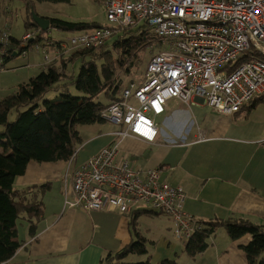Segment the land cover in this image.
Masks as SVG:
<instances>
[{"label": "crops", "instance_id": "0c3cea01", "mask_svg": "<svg viewBox=\"0 0 264 264\" xmlns=\"http://www.w3.org/2000/svg\"><path fill=\"white\" fill-rule=\"evenodd\" d=\"M3 29L20 39L8 24ZM11 59L8 58V71L4 72L12 76L11 89L47 68L42 55L32 50L27 58L14 61H23L21 65L9 64ZM22 70L29 73L21 77ZM2 75L0 87L1 82L10 80ZM253 101L228 115L210 107L202 98H195L190 104L170 100L165 113L156 117V143L124 138L119 144V159L139 171L160 169L164 181L181 186L187 194L183 208L199 225L246 220L264 230V96ZM120 128L109 121L82 126V141L73 159L29 162L15 186L26 189L50 184L39 195L45 207L44 217L35 236L29 235L28 222L20 220L23 243L6 264H102L107 255L120 251L137 234L148 240L149 252L130 255L127 259L131 261L124 262L150 257L152 264H248L243 246L249 242V235L233 240L225 228L219 227L210 237L208 248L190 257L185 252L187 241L176 238L174 224L158 210L142 207L139 211L152 212L139 215L133 229L132 214L89 212L67 206L66 201L72 199L71 173L101 149L117 143L113 133Z\"/></svg>", "mask_w": 264, "mask_h": 264}, {"label": "built area", "instance_id": "2783aa9c", "mask_svg": "<svg viewBox=\"0 0 264 264\" xmlns=\"http://www.w3.org/2000/svg\"><path fill=\"white\" fill-rule=\"evenodd\" d=\"M108 24L73 32L66 41L26 31L12 53L7 29L0 32V73L7 59H25L30 50L44 65L76 50L99 51L116 29L144 24L158 37L144 79L131 82L120 99L102 112L121 128L118 142L101 149L71 173L69 208L132 214L142 207L158 210L174 224V234L188 241L201 230L184 210L181 186L162 179L160 169L139 171L119 159L120 141L135 137L156 143V117L168 102L190 104L202 98L223 114L239 112L264 96V0H100ZM30 46V48H29ZM7 58V59H6Z\"/></svg>", "mask_w": 264, "mask_h": 264}, {"label": "trees", "instance_id": "16d2710c", "mask_svg": "<svg viewBox=\"0 0 264 264\" xmlns=\"http://www.w3.org/2000/svg\"><path fill=\"white\" fill-rule=\"evenodd\" d=\"M22 1L27 11L26 31L44 35L51 29L77 32L106 26L94 21L50 18L51 26L44 31L33 19L36 2L69 0ZM113 36L114 41H107L99 51L81 49L58 58L0 100V264L10 261L22 246L20 220L28 222L30 236L36 235L45 212L39 195L50 188L46 183L19 189L15 186L17 177L24 175L32 160L46 163L73 159L82 141L80 127L106 122L102 112L120 99L123 89L120 73L131 74L142 61V54L159 41L146 25L119 28ZM20 43V39L12 36L10 53ZM150 212H133L130 223L133 229L136 218ZM201 225L203 229L186 243L185 252L190 257L204 252L216 229L223 227L233 240L249 235V242L243 246L248 264H264L262 226L246 220H217ZM148 247V240L137 234V238L120 251L107 255L102 264H152L150 257L144 261L124 262L130 255H147ZM161 264L175 263L164 261Z\"/></svg>", "mask_w": 264, "mask_h": 264}, {"label": "rangeland", "instance_id": "374dc122", "mask_svg": "<svg viewBox=\"0 0 264 264\" xmlns=\"http://www.w3.org/2000/svg\"><path fill=\"white\" fill-rule=\"evenodd\" d=\"M35 13L37 15L46 18H61L68 21L79 22V21H94L101 24H108L107 13L105 7L100 0H69L68 2H36ZM27 17V11L25 3L22 0H0V32L3 30L6 24H8L9 29L13 32V35L22 39L25 28V19ZM144 25V24H140ZM139 27L135 25L134 28ZM51 37L56 40L61 39V41L68 40L73 32L58 31L57 29H51L48 31ZM116 37L112 36L108 42L112 43ZM153 54V50L149 49L147 52L142 54V61L139 63L138 67H134L131 74L120 73V80L122 81L123 88L128 86L131 82L137 81L139 83L144 79V72L146 66ZM15 58L9 60V64L12 62L14 64H23V61L14 62ZM8 63V62H7ZM6 63V64H7ZM8 66V65H7ZM79 65L77 64L76 68ZM24 69V68H22ZM19 75L24 76L29 73L26 70H22ZM37 72V71H36ZM2 78H10L7 82H1L0 87V100L7 97L14 92L11 89V83L13 81L12 76L4 74ZM36 73H34L35 75ZM37 75V74H36ZM158 119V118H157ZM156 119V121H157ZM131 261V258L127 259Z\"/></svg>", "mask_w": 264, "mask_h": 264}, {"label": "water", "instance_id": "95a60500", "mask_svg": "<svg viewBox=\"0 0 264 264\" xmlns=\"http://www.w3.org/2000/svg\"><path fill=\"white\" fill-rule=\"evenodd\" d=\"M33 19L35 23L44 31L49 30L51 26V20L46 17L39 16L37 14H33Z\"/></svg>", "mask_w": 264, "mask_h": 264}]
</instances>
